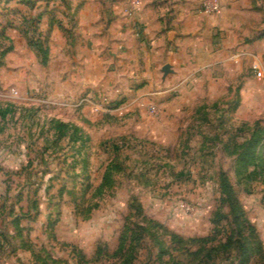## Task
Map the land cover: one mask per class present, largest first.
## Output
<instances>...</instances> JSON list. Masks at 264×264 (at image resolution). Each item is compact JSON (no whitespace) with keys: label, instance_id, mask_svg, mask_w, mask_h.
Wrapping results in <instances>:
<instances>
[{"label":"rangeland","instance_id":"1","mask_svg":"<svg viewBox=\"0 0 264 264\" xmlns=\"http://www.w3.org/2000/svg\"><path fill=\"white\" fill-rule=\"evenodd\" d=\"M84 3L0 0V264H237L241 246L264 264V61L251 47L262 15L211 74L126 94L74 72L58 90L39 15L71 37ZM14 26L28 50L10 56ZM252 134L255 175L235 153Z\"/></svg>","mask_w":264,"mask_h":264},{"label":"crops","instance_id":"2","mask_svg":"<svg viewBox=\"0 0 264 264\" xmlns=\"http://www.w3.org/2000/svg\"><path fill=\"white\" fill-rule=\"evenodd\" d=\"M203 1L142 0L140 10L129 15L128 0H116L111 6L109 1L104 4L106 0H85L71 37L69 32L67 36L62 33L53 13L41 10L39 18L44 34L47 30L48 62L55 69L52 77L56 88L70 86L76 72L77 78H83L82 86L94 85L101 91H158L183 74L213 73L242 39L251 36L253 25L264 30V0H222L221 15L203 13ZM104 5L111 7L107 12L110 21L102 18V14L107 16ZM256 14L263 20L251 25ZM8 30L14 48L10 56L26 52L22 30L16 26ZM254 39L252 48L263 46L257 51L263 62L264 36ZM252 48L244 47L249 52ZM73 61L78 62L76 70ZM166 71L170 75L163 80ZM4 238L10 239L7 235Z\"/></svg>","mask_w":264,"mask_h":264},{"label":"trees","instance_id":"3","mask_svg":"<svg viewBox=\"0 0 264 264\" xmlns=\"http://www.w3.org/2000/svg\"><path fill=\"white\" fill-rule=\"evenodd\" d=\"M37 45L41 48V51L44 55L43 63H45L46 62L45 57L47 55V50L42 49V46H41L42 44L39 43ZM259 144H260V138L256 134H252V137L245 143V145H243V151L242 152H235V153H238V161L243 163V168H246V169H248L250 167L254 168L253 175L257 174L256 170L262 166L261 162H259V159H258L259 154L257 153V150L259 148ZM106 176H107V173H106L105 177ZM221 189H222L221 202H223V203L228 202L230 204V206L232 207V211H233L234 210L233 205H235V204H234V200L232 197V188L226 179H222ZM249 229H251V228H249ZM237 233H239V231H237L236 234ZM17 236L22 237V230H19ZM199 240L204 241V242H209L210 236L203 238V239H199ZM25 243L22 246L29 250V246L27 245V243L26 244ZM216 248L217 247H213L212 250L214 251V250H216ZM223 248H228V246L225 245ZM247 251H249L248 248L243 247V246L240 247V249H239V255L240 256L238 257L240 259V261L237 264H248V263H246V260L243 259V257L247 253ZM208 257H209V255H208ZM134 258H135L134 256H131V258H129L124 264H132V260ZM241 259H243V260H241ZM260 264H263V263H260Z\"/></svg>","mask_w":264,"mask_h":264},{"label":"built area","instance_id":"4","mask_svg":"<svg viewBox=\"0 0 264 264\" xmlns=\"http://www.w3.org/2000/svg\"><path fill=\"white\" fill-rule=\"evenodd\" d=\"M141 0H130L129 15H133L140 10ZM202 11L208 14H220L222 12V0H204L202 3ZM151 112H155V107H150Z\"/></svg>","mask_w":264,"mask_h":264}]
</instances>
